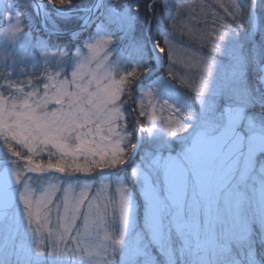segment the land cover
I'll list each match as a JSON object with an SVG mask.
<instances>
[{"label": "snow or ice", "instance_id": "6c2138e0", "mask_svg": "<svg viewBox=\"0 0 264 264\" xmlns=\"http://www.w3.org/2000/svg\"><path fill=\"white\" fill-rule=\"evenodd\" d=\"M154 3L141 21L140 0H0V264H264V0L177 5L205 26L181 61ZM33 17L74 25L70 45H30ZM29 47L42 86L10 79Z\"/></svg>", "mask_w": 264, "mask_h": 264}, {"label": "trees", "instance_id": "16d2710c", "mask_svg": "<svg viewBox=\"0 0 264 264\" xmlns=\"http://www.w3.org/2000/svg\"><path fill=\"white\" fill-rule=\"evenodd\" d=\"M141 2V12H140V18L141 21H144L147 19L150 15L147 9L148 4H152L153 0H140ZM200 0H186L187 4H191L194 7L199 5ZM31 0H19V7L21 9L25 10V14L27 15V11L30 10V4ZM162 3H167L172 6V15L176 17V28L173 30L171 29L172 21L167 17V13L162 8ZM185 3V0H155L152 12L155 14V18L153 19V24L155 23V19H159L163 17V23L166 25H169V30L173 31L174 36L176 37L177 47L179 48L180 54L182 53L184 57L186 56L185 49L188 50V53H195L199 48L200 45L197 42H193L192 39L187 34L188 28H192L194 31L196 29H203L205 26L203 22L196 23V21L193 19V15L199 17V9L197 7V11L194 14L188 7H184L179 14H177L176 6ZM244 3L248 4V0H244ZM221 14H223L222 10H219ZM258 11V10H257ZM257 21H258V30L256 32V40L261 41L264 39V35L261 34V26L264 25V8H261V10L258 11ZM55 27L56 31H66L70 28L74 27V25H70L65 23L64 21H52L50 22L48 29H53ZM250 25L245 20V28H249ZM32 29L33 31L29 34L31 36L35 35L37 38L45 39L48 43L51 45H60L61 47H68L70 45V37H56L51 35L49 39V35L44 33L37 22L36 17H33V23H32ZM183 32V34H182ZM7 69L0 67V73H4L7 75ZM10 79L17 81L18 76L16 73H13V75L10 77ZM0 83H3L2 80H0ZM259 109H256L255 112L259 113Z\"/></svg>", "mask_w": 264, "mask_h": 264}, {"label": "rangeland", "instance_id": "374dc122", "mask_svg": "<svg viewBox=\"0 0 264 264\" xmlns=\"http://www.w3.org/2000/svg\"><path fill=\"white\" fill-rule=\"evenodd\" d=\"M248 4L250 5V0H248ZM259 10H261V8L258 9V11ZM258 11L255 13V27L251 29L252 32H253L254 39H255V41L257 43L260 42V41L256 40V37H257L256 36V32L258 30V21H257L258 20L257 16H258V13H259ZM7 23H8L7 18L4 16L3 24L1 26H6ZM57 32H60V31H57ZM32 37L33 36H31V34L28 35V42H29L30 45H34V43H35L33 41ZM43 40H44V43H46V44L48 43L47 41H45V39H43ZM192 41L196 42L194 40H192ZM23 43H24V41L20 40L17 43V45L15 46L16 50H19L20 45L23 44ZM174 43H175V49H174L175 58L177 59V61L184 60L186 58V56L184 57V55L182 53L180 54L179 48L177 47L176 40H175ZM9 50L11 51L12 49L10 48ZM39 51H40V49L38 47H29L28 48V53L30 55V59H29L28 63L26 65L25 64H20V65L16 66L15 69H14L13 73H16V75L18 76L17 81H21L22 80L24 82H27L29 76H31L34 81L37 80V79L40 80V85L39 86H42V84L44 82H47L46 80L41 79L42 76L46 75V66H45L43 58L39 56ZM50 51H55V48L50 49ZM49 59L53 60L52 57H49ZM53 62H54V60H53ZM0 67L5 68L3 66L2 62H0ZM167 68H168V65L165 64L164 65V69L165 70L163 72H161L160 74L166 76L167 75V71H166ZM49 70H51V69L49 68ZM21 71L24 72L23 76L19 75V73ZM174 71L179 76L184 77L185 79H188L189 77H191L193 79H196L195 73L194 72H188L187 70H185L183 68L182 64H180L179 62L177 63L176 68L174 69ZM172 83L176 87L177 93L179 95H183L185 97L190 98V100H192L194 106L198 108V105L195 104V101L193 99L194 92H192V90L189 87H187L185 84H181L177 80H172ZM26 90H30V89L26 88ZM5 94H6V92H5ZM138 99H139L138 93L134 91L132 93V95H131V98L129 99V101L125 105V111H126L127 118H128V121H129V129L130 130H131L132 124L134 123V121H135V119H136V117L138 115V111L134 110V109L137 108ZM258 159H264V157H259ZM135 160L138 161L139 160V156H136ZM120 175L126 179V182H129V186L131 187L132 186L131 185L132 177L130 175V169L127 172H121Z\"/></svg>", "mask_w": 264, "mask_h": 264}, {"label": "water", "instance_id": "95a60500", "mask_svg": "<svg viewBox=\"0 0 264 264\" xmlns=\"http://www.w3.org/2000/svg\"><path fill=\"white\" fill-rule=\"evenodd\" d=\"M31 2H32V0H31ZM3 18H4V16H0V25L3 23ZM37 19V22H38V25L39 26H41V21L38 19V18H36ZM41 28V27H40ZM44 33H46V34H49V32H50V30L49 29H47V27H45V28H43V29H41ZM57 32V31H56ZM58 33V35L57 34H52L53 36H56V37H70V33H69V30H67V31H60V32H57Z\"/></svg>", "mask_w": 264, "mask_h": 264}, {"label": "bare ground", "instance_id": "6f19581e", "mask_svg": "<svg viewBox=\"0 0 264 264\" xmlns=\"http://www.w3.org/2000/svg\"><path fill=\"white\" fill-rule=\"evenodd\" d=\"M40 27V26H39ZM41 29V28H40Z\"/></svg>", "mask_w": 264, "mask_h": 264}]
</instances>
